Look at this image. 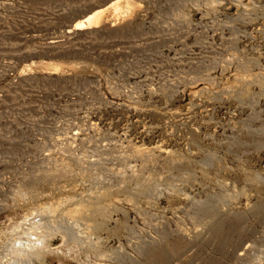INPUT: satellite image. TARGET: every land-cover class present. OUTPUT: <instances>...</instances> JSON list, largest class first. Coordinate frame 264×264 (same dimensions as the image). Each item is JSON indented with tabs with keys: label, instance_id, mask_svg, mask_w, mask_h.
<instances>
[{
	"label": "rangeland",
	"instance_id": "rangeland-1",
	"mask_svg": "<svg viewBox=\"0 0 264 264\" xmlns=\"http://www.w3.org/2000/svg\"><path fill=\"white\" fill-rule=\"evenodd\" d=\"M114 1L0 0V264H264V0Z\"/></svg>",
	"mask_w": 264,
	"mask_h": 264
},
{
	"label": "bare ground",
	"instance_id": "bare-ground-1",
	"mask_svg": "<svg viewBox=\"0 0 264 264\" xmlns=\"http://www.w3.org/2000/svg\"><path fill=\"white\" fill-rule=\"evenodd\" d=\"M119 3H121V0H115L114 1V5H118ZM99 5V4H98ZM98 5H96L95 7H92L90 6L85 13L89 12V11H92V9L96 8ZM118 10V9H117ZM106 11V7L105 8H98L96 10H94L93 12H90L89 14H86L85 16L82 17V19L80 20H77L74 22L73 26H72V29L71 30H67V33H70L74 30H80V29H83V28H88V27H91V26H94V25H97V24H101V23H108V22H115L116 18H108V16H104V13ZM116 17H120V16H116ZM110 25H113V23H111ZM50 42H56L54 40L50 41ZM56 70H57V67L54 66V70L51 71V73H56ZM153 150L157 151V152H162L163 150L160 148V147H152ZM39 225V224H38ZM32 228V227H30ZM34 229V228H32ZM34 231V230H33ZM39 234H36V232H28L26 233L28 235L27 238H25V240L23 242L17 240L16 243L18 242V245L17 247H11V250H12V253L15 254L16 257L14 258H19L21 254L20 251H23V250H20V249H25V250H33V248H35V241H31L29 235L31 234H35L36 237H35V240L38 241L40 239V237H42L40 234L41 232L38 231ZM26 236V235H25ZM38 236V237H37ZM34 237V236H33ZM33 239V238H32ZM34 240V239H33ZM38 245V244H37ZM41 245V244H40ZM13 246V245H12ZM42 247V246H41ZM16 248V249H15ZM41 249V248H40ZM17 253H19V255H16ZM29 254V253H28ZM31 254V253H30ZM25 255V254H24ZM36 255V254H35ZM15 259V261H16ZM12 261V260H11ZM14 261V260H13ZM12 261V262H13ZM10 264H13L10 262Z\"/></svg>",
	"mask_w": 264,
	"mask_h": 264
}]
</instances>
